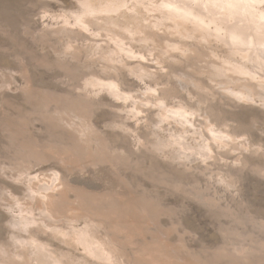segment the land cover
I'll use <instances>...</instances> for the list:
<instances>
[{
    "label": "rangeland",
    "instance_id": "obj_1",
    "mask_svg": "<svg viewBox=\"0 0 264 264\" xmlns=\"http://www.w3.org/2000/svg\"><path fill=\"white\" fill-rule=\"evenodd\" d=\"M82 2L0 0V264H264V38Z\"/></svg>",
    "mask_w": 264,
    "mask_h": 264
},
{
    "label": "clouds",
    "instance_id": "obj_2",
    "mask_svg": "<svg viewBox=\"0 0 264 264\" xmlns=\"http://www.w3.org/2000/svg\"><path fill=\"white\" fill-rule=\"evenodd\" d=\"M74 3L77 5V7L65 14H62L59 19H64L65 16H68L69 18H73L75 20V23L71 24L70 27L76 28L80 27L83 31L88 32V24L85 23V21L94 20L97 16L104 15L105 12L103 11L105 8L109 7L108 5L104 4H90V3H84L82 0H74ZM122 8H128V5H121ZM139 8H144L145 11H149L150 9H156V10H171L175 8V5H171L168 3H160V4H140L137 5ZM181 8H190V9H200L203 11V13L207 14V17L210 18L209 20V26L213 27L217 31L219 28L217 26H220V28H223L225 31H228L231 25L237 23V21L242 22L244 25L249 27V30L256 36H260L264 38V0H206L204 3H187L180 5ZM45 16H47V13H45ZM55 19V17H54ZM65 25H67V20H65ZM237 26H239L237 24ZM91 34V33H89ZM96 35H99L96 33ZM229 35H231L232 43L236 44L239 43V38L234 34V32H230ZM260 48L264 49V43H261ZM142 59V57H141ZM258 71L264 72V68L258 69ZM252 79L259 80L260 78L257 76H253ZM142 84L144 83L143 80L140 81ZM264 83V81H261ZM219 87V86H217ZM112 88L115 89L116 86L112 85ZM145 91L143 92L144 96L149 95H155V89L149 88L145 86ZM222 91H225V93L229 96H232L238 100L241 101H247L254 103L255 101L249 100L247 97L243 96L239 92L230 91L227 89H222ZM99 95V93H97ZM115 99L120 100L124 99L125 102L128 99H131L130 96L122 97V96H116ZM148 105H145L147 107ZM153 107H160L163 108V102H159L158 104L152 105ZM139 115V113H137ZM185 124H187L188 128H191L192 125L187 122V116L181 117ZM159 127V125H157ZM142 143V142H141ZM202 153H207V156L202 155ZM200 159L207 162L208 159L211 158V154L209 152V149L206 145H204L198 152L195 153ZM53 178L59 181L60 173L54 172ZM29 179H35V177H30ZM19 182V179L17 180ZM16 227V226H14ZM179 225H173L170 229L171 232H174L177 237V243H183L186 244L190 240H192L194 237L192 234H189L188 232H179L177 229L179 228ZM162 239H167V236L165 234H161ZM14 243L19 244L20 241L14 240ZM15 259L19 260L21 257L16 256Z\"/></svg>",
    "mask_w": 264,
    "mask_h": 264
},
{
    "label": "bare ground",
    "instance_id": "obj_3",
    "mask_svg": "<svg viewBox=\"0 0 264 264\" xmlns=\"http://www.w3.org/2000/svg\"><path fill=\"white\" fill-rule=\"evenodd\" d=\"M177 1H179V0H177ZM204 3V2H203ZM179 5V4H178ZM172 11H175L176 13H184V14H191L192 12V10L190 11V10H186V9H182V8H180V6L179 7H176V8H174V10H172ZM175 14V13H174ZM205 23V22H204ZM236 25H237V23H236ZM238 27V26H237ZM240 29V28H239ZM241 30V29H240ZM244 35V34H243ZM230 37V36H229ZM243 37V36H242ZM245 40H246V38H245ZM264 42V41H263ZM262 42V43H263ZM246 43V42H245ZM244 44V43H243ZM248 44V43H247ZM256 44V43H255ZM259 44V43H258ZM259 54V53H258Z\"/></svg>",
    "mask_w": 264,
    "mask_h": 264
}]
</instances>
